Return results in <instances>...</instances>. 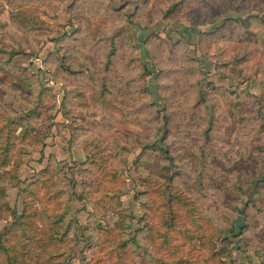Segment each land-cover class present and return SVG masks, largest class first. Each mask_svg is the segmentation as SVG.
I'll list each match as a JSON object with an SVG mask.
<instances>
[{
	"label": "rangeland",
	"instance_id": "obj_1",
	"mask_svg": "<svg viewBox=\"0 0 264 264\" xmlns=\"http://www.w3.org/2000/svg\"><path fill=\"white\" fill-rule=\"evenodd\" d=\"M7 128L49 264H264V0H0Z\"/></svg>",
	"mask_w": 264,
	"mask_h": 264
},
{
	"label": "trees",
	"instance_id": "obj_2",
	"mask_svg": "<svg viewBox=\"0 0 264 264\" xmlns=\"http://www.w3.org/2000/svg\"><path fill=\"white\" fill-rule=\"evenodd\" d=\"M11 119L14 122L15 118ZM7 129L9 130V128ZM7 129L0 130V135L1 133L3 134V132ZM9 131L7 136L8 138H6L5 140L0 138V140L3 141V149L0 153L4 154V156L7 153L9 155L10 148L14 146L13 143L11 144L9 142L10 137H13V134L11 133L12 130L10 131V133ZM4 156L3 160H1V164H5L6 166L9 160ZM15 169L18 168L15 167ZM15 169L14 171H12L14 174L16 173ZM13 173H5L7 177H10L8 181L7 179L6 181H4L6 182V185H10L11 180H17V182L21 184V179L17 176H14ZM3 179L4 176L0 178V184ZM2 187L3 186L0 185V220L6 219V217L2 215L3 212H6L8 214V217L13 220V223L12 226L0 236V264H49L51 261L59 262L61 260H59V257L57 256L56 248L58 247V244L60 242L70 240V238H72L73 240L78 239L76 237L77 233H81L82 237H89L86 231L87 229L81 226L78 222H75L77 220L62 226L63 228L59 229L57 228L60 225L59 223H56L57 226H55V224H52L51 227L49 226V229L47 230L41 228L40 225L42 224H39L40 222L36 221V219L40 218L41 216H47V214H45V211H47V209H44L40 213L36 211L34 213L30 212V204L26 202V200H24V198L21 196V199L23 200L24 211L22 214H20L16 209H13L10 206L6 191ZM19 190L21 193L20 195H22L24 191H22L21 189ZM74 218V215L71 216V219ZM131 220H135V217L132 214ZM61 229H63V233L60 232L62 231ZM128 229H130L129 226ZM43 237L45 243L49 242L50 240L52 241L50 250L46 249V244H42ZM12 241L14 242L13 244L11 243ZM134 242L138 243L137 240H134ZM123 245L127 246V241H125L122 246ZM46 254V258L50 261L43 263L42 259L44 258L42 257ZM1 257L3 258L2 260ZM45 261L47 260L45 259Z\"/></svg>",
	"mask_w": 264,
	"mask_h": 264
}]
</instances>
